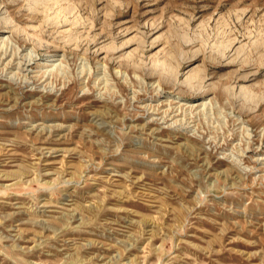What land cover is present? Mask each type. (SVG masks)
Returning <instances> with one entry per match:
<instances>
[{"label":"rangeland","instance_id":"obj_1","mask_svg":"<svg viewBox=\"0 0 264 264\" xmlns=\"http://www.w3.org/2000/svg\"><path fill=\"white\" fill-rule=\"evenodd\" d=\"M1 36L34 59L0 65V264H264V0H0Z\"/></svg>","mask_w":264,"mask_h":264},{"label":"bare ground","instance_id":"obj_2","mask_svg":"<svg viewBox=\"0 0 264 264\" xmlns=\"http://www.w3.org/2000/svg\"><path fill=\"white\" fill-rule=\"evenodd\" d=\"M5 1V0H4ZM239 37V36H238ZM241 37L243 38L244 37V35H241ZM240 37V38H241ZM7 38H4V37H2L1 36V38H0V65H2L3 67H2V70H8V69H12V68H15L16 69V72H10L12 75H10V76H12V77H14V76H19L20 75V72L19 71H27L28 69H29V65H30V62L34 59L33 58V56L31 55V54H24V55H22V57H23V62L22 61H16L17 59H18V56L19 55H21L20 54V52H18V48L17 49H14L12 52H11V50H9L8 48V45H9V43L7 42ZM10 52H9V51ZM255 54V53H254ZM227 55V54H226ZM221 57V56H220ZM263 58V57H262ZM22 59V58H21ZM223 59H225V57H223ZM216 61V60H215ZM223 61V60H222ZM233 61V60H232ZM224 62H227V60L226 61H224ZM229 62V61H228ZM227 62V63H228ZM234 62V61H233ZM219 63V62H218ZM250 63V62H249ZM253 63V62H252ZM33 64H35L36 65V63H33ZM220 64H221V62H220ZM246 64V63H245ZM251 64V63H250ZM60 64H58V66H59ZM253 65V64H252ZM262 65H264V60H261L260 61V63H259V66H262ZM55 66H57V64L55 65V64H51V65H49V67L51 68V70H49V72H47V70L46 71H41L40 73H39V75L37 74L36 76H34L33 77V81H37V82H39V81H42V83H44V82H46L47 80H49V76L47 75L48 73L50 74V72L51 71H53V68H55ZM215 66V65H214ZM254 66V65H253ZM252 66V67H253ZM248 67V66H247ZM58 68V67H57ZM242 68V67H241ZM249 69V68H248ZM250 70V69H249ZM4 71V72H5ZM51 74H52V72H51ZM50 74V75H51ZM206 75V74H205ZM20 77V76H19ZM23 79H24V81H25V79L28 77V75H26V74H23L22 76H21ZM199 77V76H198ZM241 77V76H240ZM17 78V77H16ZM32 78V77H31ZM235 78V77H234ZM241 78H243L244 79V77H241ZM18 79V78H17ZM16 79V80H17ZM204 80V79H203ZM172 81V80H171ZM196 81V80H195ZM198 81L200 82V80H199V78H198ZM176 82V81H175ZM183 82H185V81H183ZM190 82V81H189ZM202 82V81H201ZM200 82V83H201ZM41 83V84H42ZM170 83V82H169ZM196 83V82H195ZM47 84H49V82H47L46 83V85ZM167 84V83H166ZM50 85V84H49ZM172 85V84H171ZM168 86V85H167ZM172 86H174V85H172ZM171 87V86H170ZM174 87H177V86H174ZM179 87H181V89L183 88V90L185 91V92H187V93H189V94H191L192 96H199V97H201V96H204L205 95V93L208 91V89H202L201 87H200V85H197V86H194L195 87V89H192V87H190V85L188 84V85H186V84H183V83H181L180 85H179ZM229 88V87H228ZM224 89V88H223ZM230 89H232V88H230ZM229 89V90H230ZM156 90H158V89H156ZM172 90V89H171ZM174 90V89H173ZM228 90V91H229ZM226 92H227V90H226ZM230 92V91H229ZM231 92H232V90H231ZM192 106V105H191ZM197 106V105H196ZM199 106H205V103H201V104H199L198 105V107ZM150 109V108H149ZM152 109V112H157L158 113V109H154V108H151ZM191 110V109H190ZM187 110H186V108H185V110H182V108H174V107H169V108H167L166 110H164L163 112H161L160 114H162L163 115V119H167V118H170V120H174V122H173V124H177V123H179V124H181V126H182V119H178L177 117H180L181 116V114H183L184 116H183V120H185V117L188 115V111L186 112ZM195 115V114H194ZM196 117V116H195ZM187 118V120L189 119L188 117H186ZM184 122V121H183ZM186 122V121H185ZM188 122V121H187ZM190 123V122H189ZM186 124V123H185ZM189 125V124H188ZM262 159V158H261ZM261 159H259V158H257L256 159V161H261Z\"/></svg>","mask_w":264,"mask_h":264}]
</instances>
